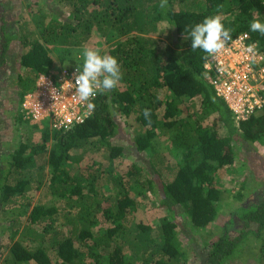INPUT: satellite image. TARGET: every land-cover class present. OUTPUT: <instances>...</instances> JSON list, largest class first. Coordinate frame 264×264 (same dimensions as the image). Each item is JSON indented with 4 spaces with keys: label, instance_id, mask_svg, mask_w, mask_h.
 I'll return each instance as SVG.
<instances>
[{
    "label": "trees",
    "instance_id": "trees-1",
    "mask_svg": "<svg viewBox=\"0 0 264 264\" xmlns=\"http://www.w3.org/2000/svg\"><path fill=\"white\" fill-rule=\"evenodd\" d=\"M66 3L70 8L66 19L46 22L44 16L36 22V31L26 29V22L18 26L0 4V92L5 82L6 56L15 40L22 46L16 64L27 71L15 75L17 90L12 102L17 103L18 111L25 96L34 90L36 77L52 71V48H80L95 33L111 43L109 55L118 60L122 79L115 89L99 93L95 111L85 124L69 130H51L46 121L34 124L41 129V142L19 141L0 159V211L8 217L5 208L17 205L10 219L15 228L9 235L10 260L5 264H188L189 255L178 238V216L186 218L193 233L206 232L203 264H228L236 256L246 257L245 248L250 241L257 244L254 264H264V200L234 209V215L222 228L211 230L226 194L217 186L218 175L233 166L239 142L264 147V110L236 122L233 111L217 96L205 75V53L192 50L189 34L206 17L222 14L226 28H231L233 34L248 32L264 52V36L250 31L254 18L264 22V0H168L165 9L160 8V0ZM219 5L223 7L217 13ZM165 33L169 42L160 39ZM79 64L83 62L72 59L70 66L63 68ZM162 92L164 99L160 98ZM191 100L200 103L195 115L185 114ZM145 109L151 110L150 126L144 117ZM119 114L126 120L134 117L143 130L131 138V153L147 151L154 158L147 160V176L140 178L143 184L140 179L135 182L147 188L165 211L155 225L140 221L130 226L135 200L124 190L122 176H109L108 182L103 183L105 174H99V169L87 168L84 173L78 167L87 153H105L103 157L109 162L129 155L124 146L115 142L122 135ZM212 115H217V123L206 124ZM16 116L21 124L29 122L23 109ZM159 133L173 136L171 144L182 153L180 161L164 165L156 160L159 153L151 146ZM50 141L51 148L44 156ZM164 169L171 173V180ZM129 172L142 176V171L133 167ZM110 182L121 189L119 197L106 196L103 189ZM240 186L241 191L234 196L239 200L248 188L244 181ZM34 190L51 196L53 203H34ZM61 200L66 201L63 211L55 204ZM58 212L68 227L66 233L57 226ZM99 215L110 225L96 235L93 228L99 223ZM24 216L29 222L21 231L25 238L13 242L19 233V218ZM42 221L46 222L43 230L34 228Z\"/></svg>",
    "mask_w": 264,
    "mask_h": 264
},
{
    "label": "rangeland",
    "instance_id": "rangeland-1",
    "mask_svg": "<svg viewBox=\"0 0 264 264\" xmlns=\"http://www.w3.org/2000/svg\"><path fill=\"white\" fill-rule=\"evenodd\" d=\"M0 4L2 7L6 9L13 19L17 20L18 26L27 23L26 29L29 30H37L36 22L44 19L46 22L49 21H59L64 20L69 16L70 8L69 4L66 3V0H0ZM14 30H17L16 23H13ZM1 25V24H0ZM10 27H12L10 25ZM165 42H169L170 38L168 37V33H165L160 37ZM110 44L107 40L98 33L93 35V38L88 43L84 44L80 48L71 47L67 51H62L57 47L52 48L51 57L54 62V67L51 72L62 68L70 66L71 60L76 59L80 62H83L82 55H80V51L84 47H90L95 50H98L101 55L108 54ZM11 51L6 56V67L7 70L4 75V86L0 92V159H4V156L12 151L18 144L19 141H24L30 139L31 143H40L41 142V129L35 128L34 124L30 121L28 123H19L17 119V114L20 112L17 109V103L12 102L14 99V91L17 90L15 75L16 73H20L22 75L26 74L27 71L25 69H21L17 66V58L18 54L21 52L22 46L19 40H15L12 43ZM79 50V51H78ZM13 69L16 71L11 77ZM165 93L162 92L160 94V98L164 99ZM194 102V104H192ZM200 103L197 100H191L187 106L189 110H185V114H193L195 115L196 110L198 109ZM117 120L120 123L121 133L118 140H115L118 145L124 146L125 152H128L129 155L124 157H116L112 162H109L108 159L103 155L105 153L102 152H94L87 153V155L83 158V162L79 163L78 167L82 170H85L84 173H87V168H94V170L99 169V174L103 172L105 174L102 182H108L109 176H122V182L124 185V190L130 194L135 200V204L131 208V213L129 215L130 226H135L138 222L144 221L149 222L153 225L157 224V220L161 219L165 215V211L162 210L158 204L156 203L155 196L150 194L147 188H144L142 185H139L135 180L140 179L141 177H146L145 171L148 168L147 160L154 159L152 153L147 151L142 152L141 154H136L134 152L131 153L128 145L131 143V138L134 135L139 134L143 131L140 126L135 122L134 117L132 119L126 120L124 116L118 115ZM48 122V121H46ZM127 122H132L129 125ZM206 124H216L217 123V115H212L208 119L205 120ZM220 134L224 133V129L219 128ZM173 136L162 135L159 133L153 139V146H151L157 153H159V157L156 160H161L164 165H173L176 162L180 161L182 158V153L175 149L171 144ZM51 142H48L47 149L44 156H47L49 149L51 148ZM238 146L240 150L237 152V157L234 160V164L232 167L228 168V170L221 171L218 175V184L217 186L226 192L225 201L221 202L220 212L217 219L214 222V227H211V230H216V226H222L228 222L229 218L233 216V210L239 208L240 206L249 207L253 205V203L259 204L264 200V147L259 146L256 143L254 146L249 145L246 142H239ZM149 150V149H147ZM136 168L137 170L142 171V176L140 174L131 175L130 168ZM165 168V167H164ZM166 169V168H165ZM164 169V171H165ZM169 171H165V176L172 179ZM86 175V174H85ZM246 182L248 188L243 191L247 194L243 197V199H235L236 193L240 192L241 183ZM140 183L143 184V180L140 179ZM109 187L103 189L105 191L106 196L108 197H119L121 193V189L119 186L114 184L113 182L109 183ZM110 188V189H108ZM226 188V189H225ZM33 202H42L52 204L53 200L51 196H45L42 190H34L31 192ZM51 199V200H50ZM55 204L59 207V210L66 209V201L61 200V202H55ZM17 205L7 206L5 208V212L8 217H4L3 210L0 211V264H5L9 258V248L12 244V241L9 239L10 230H15L13 223L10 221L12 218L11 215L16 213ZM75 209L73 210V212ZM55 217H58V227L63 229V233L68 231V227L63 225V219L61 213L55 214ZM99 223L96 227L93 228L94 234L98 235L103 233L105 229L110 225V222H105L104 217L99 215ZM179 224V240L182 248L189 255V263L188 264H203L201 255L205 254L206 249L204 247L205 238L203 234L193 233L189 226L186 223V218L178 216L177 218ZM46 222L42 221L39 224L35 225L34 228L37 230H43ZM29 225L28 217H20L19 218V233L16 235V238L13 239V242L17 240H24L25 237L21 236L22 229L26 228ZM11 226L9 229L8 227ZM216 236L212 237L215 239ZM76 246H79V243L76 241ZM81 251H84L81 248ZM257 244L255 242H248L245 248V255L248 257H238L236 256L233 260H230L228 264H254L253 257L257 254ZM128 256L129 252L126 251ZM33 264V263H29ZM135 264H143L142 262H136Z\"/></svg>",
    "mask_w": 264,
    "mask_h": 264
},
{
    "label": "built area",
    "instance_id": "built-area-1",
    "mask_svg": "<svg viewBox=\"0 0 264 264\" xmlns=\"http://www.w3.org/2000/svg\"><path fill=\"white\" fill-rule=\"evenodd\" d=\"M233 42L216 58L204 63L217 96L223 98L233 111L236 122L248 120L264 110V52L259 43L257 55L246 52L254 41L248 32L231 33ZM77 67L60 68L50 74H39L33 91L22 104L24 116L31 123L48 121L51 130H69L85 124L93 115H85L86 106L75 96ZM99 93L93 99L97 100Z\"/></svg>",
    "mask_w": 264,
    "mask_h": 264
},
{
    "label": "clouds",
    "instance_id": "clouds-1",
    "mask_svg": "<svg viewBox=\"0 0 264 264\" xmlns=\"http://www.w3.org/2000/svg\"><path fill=\"white\" fill-rule=\"evenodd\" d=\"M159 6L161 9L167 8L168 0H160ZM222 7L223 5L217 7V13ZM223 21L222 14L208 16L202 22L195 24L189 33L192 50L199 49L205 53L203 57L205 66L210 58L218 57L233 42L232 29L226 28ZM250 31L264 36V22L254 18L250 23ZM257 44L258 42L248 44L246 52L253 56L257 55ZM80 55L83 64L82 67H77L75 84L67 83L72 86L71 88H75L74 97L86 106L85 115H91L96 108L92 101L97 94L111 91L119 85L122 79L121 66L114 56L101 55L98 50L90 47H84ZM144 117L150 126L152 123L150 109L144 110Z\"/></svg>",
    "mask_w": 264,
    "mask_h": 264
}]
</instances>
